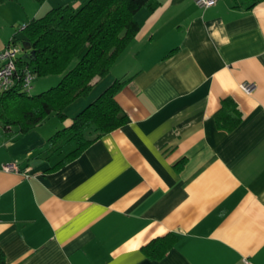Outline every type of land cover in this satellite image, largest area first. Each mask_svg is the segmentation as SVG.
I'll return each instance as SVG.
<instances>
[{"label": "crops", "instance_id": "crops-1", "mask_svg": "<svg viewBox=\"0 0 264 264\" xmlns=\"http://www.w3.org/2000/svg\"><path fill=\"white\" fill-rule=\"evenodd\" d=\"M13 1L0 4L12 25L15 7L31 20L86 0ZM158 1L65 120L0 145L4 264H264V0ZM115 80L129 122L49 170L74 146L48 155V138ZM226 97L241 114L232 131L214 116ZM12 162L17 171L3 169ZM169 232L166 255L146 257L142 245Z\"/></svg>", "mask_w": 264, "mask_h": 264}, {"label": "trees", "instance_id": "trees-1", "mask_svg": "<svg viewBox=\"0 0 264 264\" xmlns=\"http://www.w3.org/2000/svg\"><path fill=\"white\" fill-rule=\"evenodd\" d=\"M5 1L0 0V4ZM232 1L235 7L241 6L240 0ZM261 1L244 0L248 8ZM158 6V0H86L76 8L70 4L52 7L44 15L26 22L10 42L23 31L30 42L27 51L33 53L29 57L18 56L17 82L0 92L2 135L11 139L23 135L50 115L65 120L66 109L89 95L95 80L110 72L118 56L135 37L140 29L137 12L142 8L154 11ZM24 68L31 70L33 78L59 76L58 82L38 94L26 92L18 80ZM123 83L122 80L112 82L76 113L68 126L48 138L45 151L48 155L59 152L69 143L75 145L49 170L64 166L101 136L129 122L127 113L116 100ZM214 116L217 126L227 131L235 129L241 121V114L230 97L222 99ZM176 241V235L169 232L149 240L141 251L149 259L159 260ZM4 263V253L0 250V264Z\"/></svg>", "mask_w": 264, "mask_h": 264}, {"label": "built area", "instance_id": "built-area-1", "mask_svg": "<svg viewBox=\"0 0 264 264\" xmlns=\"http://www.w3.org/2000/svg\"><path fill=\"white\" fill-rule=\"evenodd\" d=\"M217 0H195L199 7H210L214 5ZM22 54L21 49L15 45L14 42L8 43L3 49L0 50V92L12 87L16 82L17 71V58ZM21 88L29 92L32 88L31 82L33 74L29 68H24L21 78H18ZM242 87L249 91L252 85L243 83ZM3 169L7 171H17L18 166L16 163H7L3 165ZM241 264H251L247 259H244Z\"/></svg>", "mask_w": 264, "mask_h": 264}, {"label": "rangeland", "instance_id": "rangeland-1", "mask_svg": "<svg viewBox=\"0 0 264 264\" xmlns=\"http://www.w3.org/2000/svg\"><path fill=\"white\" fill-rule=\"evenodd\" d=\"M13 2H15V4L20 6V0H14ZM33 2H35V1H33ZM8 4L9 5H6V6H13V5H11L12 3H8ZM15 6L16 5H14V7ZM15 9L21 15H20V18H19L20 20H16L13 25L12 24H7L4 21V17L0 16V43H1V41H4V42H6L5 44H7L8 40L12 39V36L15 34V32L18 31L24 24H26V22H28L30 20L29 18H27V12H29L30 9H27V11H21L20 7H15ZM12 11L13 10L10 9V12H12ZM15 16L16 15H14V17L12 19H14ZM7 35H8V38H6ZM4 39H6V40H4ZM10 43H12V42H10ZM15 45L21 49L22 54H24L25 51H27L29 49L27 44L24 43L23 41H17L15 43ZM73 65H74V63L71 64V66H73ZM58 79H59V76H56V75L34 76L32 82H31L32 88L30 90V93L31 94H38L41 91H44V90L48 89L51 86H54L58 82ZM52 120H59V119H57L56 117L51 116L50 118L45 120L44 125H46L47 122H49L48 124L50 125L51 124L50 122ZM60 129H62V128H60ZM5 143L10 144L9 141L7 140V138H5L2 135V130H1V127H0V145H3ZM71 146L73 147L75 145L72 144ZM71 148H68V149H71Z\"/></svg>", "mask_w": 264, "mask_h": 264}, {"label": "water", "instance_id": "water-1", "mask_svg": "<svg viewBox=\"0 0 264 264\" xmlns=\"http://www.w3.org/2000/svg\"><path fill=\"white\" fill-rule=\"evenodd\" d=\"M14 40L23 41L24 43L27 44L28 48H30V42L28 41V38L23 31L18 32ZM14 40H12V42H15ZM32 53L33 51H26L24 53V56L29 57Z\"/></svg>", "mask_w": 264, "mask_h": 264}]
</instances>
